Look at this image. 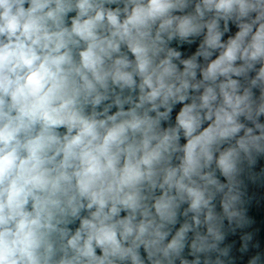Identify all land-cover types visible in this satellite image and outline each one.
I'll use <instances>...</instances> for the list:
<instances>
[{"label": "clouds", "instance_id": "9594fccd", "mask_svg": "<svg viewBox=\"0 0 264 264\" xmlns=\"http://www.w3.org/2000/svg\"><path fill=\"white\" fill-rule=\"evenodd\" d=\"M0 264H264V0H0Z\"/></svg>", "mask_w": 264, "mask_h": 264}]
</instances>
